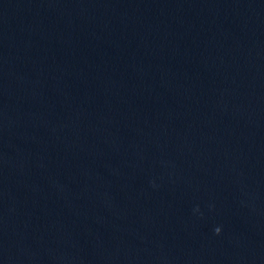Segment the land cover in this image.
<instances>
[{"label": "water", "instance_id": "95a60500", "mask_svg": "<svg viewBox=\"0 0 264 264\" xmlns=\"http://www.w3.org/2000/svg\"><path fill=\"white\" fill-rule=\"evenodd\" d=\"M0 264H264V0H0Z\"/></svg>", "mask_w": 264, "mask_h": 264}, {"label": "clouds", "instance_id": "9594fccd", "mask_svg": "<svg viewBox=\"0 0 264 264\" xmlns=\"http://www.w3.org/2000/svg\"><path fill=\"white\" fill-rule=\"evenodd\" d=\"M197 211H198V209H197ZM219 232H220V228H216V229H215V233H216V234H219Z\"/></svg>", "mask_w": 264, "mask_h": 264}]
</instances>
